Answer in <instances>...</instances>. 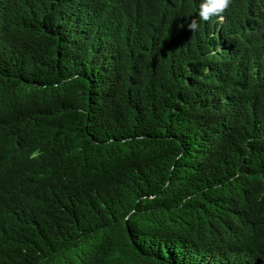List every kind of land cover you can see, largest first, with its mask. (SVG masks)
<instances>
[{
  "label": "trees",
  "instance_id": "obj_1",
  "mask_svg": "<svg viewBox=\"0 0 264 264\" xmlns=\"http://www.w3.org/2000/svg\"><path fill=\"white\" fill-rule=\"evenodd\" d=\"M201 2L0 0V264H264V0Z\"/></svg>",
  "mask_w": 264,
  "mask_h": 264
},
{
  "label": "clouds",
  "instance_id": "obj_2",
  "mask_svg": "<svg viewBox=\"0 0 264 264\" xmlns=\"http://www.w3.org/2000/svg\"><path fill=\"white\" fill-rule=\"evenodd\" d=\"M231 0H202L200 4L199 17L201 20L208 21L212 17H218V21L223 23L222 15L230 6ZM191 32L198 29V22L194 19L188 24Z\"/></svg>",
  "mask_w": 264,
  "mask_h": 264
}]
</instances>
